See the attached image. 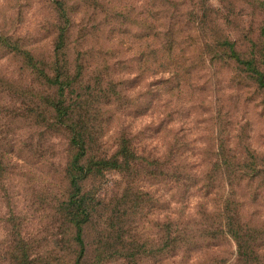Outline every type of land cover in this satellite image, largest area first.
<instances>
[{
  "label": "rangeland",
  "instance_id": "rangeland-1",
  "mask_svg": "<svg viewBox=\"0 0 264 264\" xmlns=\"http://www.w3.org/2000/svg\"><path fill=\"white\" fill-rule=\"evenodd\" d=\"M65 1L61 58L78 76L68 102L89 154L127 139L139 155L85 182L101 201L83 264H264V94L224 44L264 73V0ZM58 26L52 0H0V34L44 67ZM9 50L0 47V264H13L18 232L32 264H71L57 211L67 135L43 127L47 91ZM173 238L186 243L172 249Z\"/></svg>",
  "mask_w": 264,
  "mask_h": 264
},
{
  "label": "trees",
  "instance_id": "trees-1",
  "mask_svg": "<svg viewBox=\"0 0 264 264\" xmlns=\"http://www.w3.org/2000/svg\"><path fill=\"white\" fill-rule=\"evenodd\" d=\"M52 3L59 26L50 66H42V62L35 59L30 51L2 34H0V47L8 48L10 52L20 56L30 73L42 82L47 91L42 98L43 112L48 115L47 122L43 124V127L49 130L54 129V131L61 129L67 135L68 158L63 168L67 192L66 196L58 203L57 211L63 223L71 229V244L76 249V256L71 264H83L87 253L84 229L91 222L97 203L101 201L95 192L85 190V182L93 177H102L108 172L129 170L136 165L139 155L131 148L127 139H121L117 143L116 149L109 155L89 154L86 129L73 119L71 103L68 102V94L73 91L78 76L70 75V68L61 58L65 51L71 20L65 0H52ZM260 35L262 37L261 51L264 57V21ZM224 44L228 48V56L245 71L252 72L253 80L264 94V73L254 65L253 60L240 57L230 42L226 41ZM12 242V263L32 264L19 232L15 234ZM178 243L185 244L186 241L173 238L169 245L173 249L178 247L176 246Z\"/></svg>",
  "mask_w": 264,
  "mask_h": 264
}]
</instances>
